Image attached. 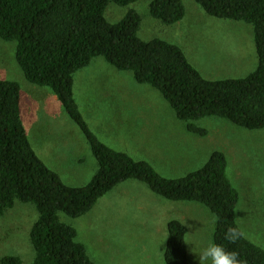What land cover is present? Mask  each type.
I'll return each mask as SVG.
<instances>
[{
	"label": "trees",
	"instance_id": "16d2710c",
	"mask_svg": "<svg viewBox=\"0 0 264 264\" xmlns=\"http://www.w3.org/2000/svg\"><path fill=\"white\" fill-rule=\"evenodd\" d=\"M139 0H0V37L16 42V60L27 81L48 87L85 135L98 169L84 186L66 184L35 151L21 109V88L0 80V217L18 202L31 203L39 217L30 231L34 258L0 256V264H95L76 229L59 214L81 217L120 183L137 179L172 201L205 205L216 216L213 243L239 254L241 264H264V248L245 235L237 221L240 193L228 175L223 151H213L199 169L178 177L161 175L152 164L116 150L91 130L74 95L75 74L96 57L132 72L140 84L159 91L187 129L206 135L196 122L225 118L239 127L264 130V0H196L209 15L253 26L258 66L243 78L211 80L188 60L180 46L160 38H140L141 15L134 9L118 22L106 17L110 3ZM150 14L165 24L186 16L183 0H153ZM166 264H192L188 228L167 224ZM229 228L241 233L232 242Z\"/></svg>",
	"mask_w": 264,
	"mask_h": 264
},
{
	"label": "rangeland",
	"instance_id": "374dc122",
	"mask_svg": "<svg viewBox=\"0 0 264 264\" xmlns=\"http://www.w3.org/2000/svg\"><path fill=\"white\" fill-rule=\"evenodd\" d=\"M152 1L126 6L112 2L106 17L115 23L136 10L142 18L141 39L177 44L207 79L243 78L257 68L251 24L211 16L196 0H183L186 16L165 24L150 14ZM2 79L20 84L22 120L37 154L66 184L86 185L98 164L85 135L50 88L26 80L16 60V42L0 37ZM74 95L101 141L149 162L163 176L182 177L203 166L213 151H223L228 175L240 193L237 221L248 239L264 248V130L206 117L196 123L207 134L191 132L159 91L101 56L75 74ZM59 216L76 229L77 241L95 264H166L167 224L172 219L187 226L190 261L199 264L198 253L213 243L216 227V216L205 205L166 199L137 179L120 183L81 217ZM38 217L35 205L20 202L0 217V256L32 262L30 231Z\"/></svg>",
	"mask_w": 264,
	"mask_h": 264
},
{
	"label": "clouds",
	"instance_id": "9594fccd",
	"mask_svg": "<svg viewBox=\"0 0 264 264\" xmlns=\"http://www.w3.org/2000/svg\"><path fill=\"white\" fill-rule=\"evenodd\" d=\"M241 233L235 228H229L226 233V239L235 242L239 239ZM199 264H241L239 254L235 251L229 252L224 247L215 243H209L198 253Z\"/></svg>",
	"mask_w": 264,
	"mask_h": 264
},
{
	"label": "crops",
	"instance_id": "0c3cea01",
	"mask_svg": "<svg viewBox=\"0 0 264 264\" xmlns=\"http://www.w3.org/2000/svg\"><path fill=\"white\" fill-rule=\"evenodd\" d=\"M55 96V95H54ZM56 97V96H55ZM57 98V97H56Z\"/></svg>",
	"mask_w": 264,
	"mask_h": 264
}]
</instances>
